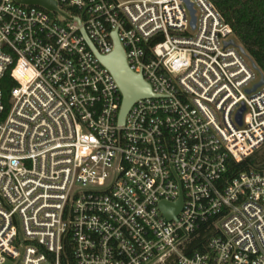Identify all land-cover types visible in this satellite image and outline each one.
I'll return each instance as SVG.
<instances>
[{"label":"built area","instance_id":"built-area-1","mask_svg":"<svg viewBox=\"0 0 264 264\" xmlns=\"http://www.w3.org/2000/svg\"><path fill=\"white\" fill-rule=\"evenodd\" d=\"M50 1L0 0V264H264V161L235 169L264 146V73L231 26L209 0L194 26L183 0ZM83 33L100 56L116 33L151 90L122 122Z\"/></svg>","mask_w":264,"mask_h":264},{"label":"trees","instance_id":"trees-1","mask_svg":"<svg viewBox=\"0 0 264 264\" xmlns=\"http://www.w3.org/2000/svg\"><path fill=\"white\" fill-rule=\"evenodd\" d=\"M223 21L229 24L240 45L264 73V0H209ZM16 85L7 72L0 81L3 102L8 107L11 89ZM248 158L235 169H243Z\"/></svg>","mask_w":264,"mask_h":264},{"label":"water","instance_id":"water-1","mask_svg":"<svg viewBox=\"0 0 264 264\" xmlns=\"http://www.w3.org/2000/svg\"><path fill=\"white\" fill-rule=\"evenodd\" d=\"M19 2H24L30 5H37L45 8L48 11L55 10L56 5L54 2L50 0H19ZM186 4L190 15H191V24L194 26L195 17L194 10L192 8L191 3L188 0H183ZM85 41L90 48V50L94 53V55L98 58L100 63L108 69V71L113 76L116 81L118 88L122 94V102L119 113L120 122L123 121L129 107L132 105L134 101L140 98L152 97L151 90L149 86L143 81L141 76L134 74L131 72L126 64L125 56L123 49L121 48L118 39L116 37V33H112V39L114 42V50L107 56H100L88 39V37L83 33ZM234 45L233 41L227 42L226 45ZM240 50L243 54H245L244 48L240 47ZM253 67L257 69V66L253 64ZM264 84V81L261 80L258 84H256L252 90H248V93L254 91L257 87ZM244 109L239 110L237 114V122L241 124V117ZM182 199L180 198L178 202L173 204L161 203L160 209L163 212L164 216L168 219H174L178 212L181 209Z\"/></svg>","mask_w":264,"mask_h":264},{"label":"rangeland","instance_id":"rangeland-1","mask_svg":"<svg viewBox=\"0 0 264 264\" xmlns=\"http://www.w3.org/2000/svg\"><path fill=\"white\" fill-rule=\"evenodd\" d=\"M262 161H264V146L259 151L255 152L252 157H250L248 163L252 166H255Z\"/></svg>","mask_w":264,"mask_h":264}]
</instances>
